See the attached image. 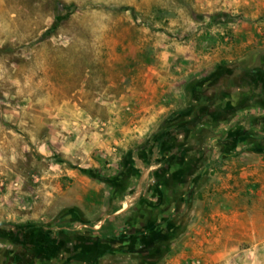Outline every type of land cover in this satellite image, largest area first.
Listing matches in <instances>:
<instances>
[{
  "label": "rangeland",
  "instance_id": "1",
  "mask_svg": "<svg viewBox=\"0 0 264 264\" xmlns=\"http://www.w3.org/2000/svg\"><path fill=\"white\" fill-rule=\"evenodd\" d=\"M261 111L264 0H0V264H264Z\"/></svg>",
  "mask_w": 264,
  "mask_h": 264
},
{
  "label": "flooded vegetation",
  "instance_id": "2",
  "mask_svg": "<svg viewBox=\"0 0 264 264\" xmlns=\"http://www.w3.org/2000/svg\"><path fill=\"white\" fill-rule=\"evenodd\" d=\"M142 228L143 227H141V229ZM34 238H33V242L31 243L28 242V244L25 245L24 248L22 249L19 248V250H16V253L13 254V257L15 258L14 262L16 264H22V263L32 264L38 261L42 257L53 256L54 247L56 246V244H58V241L47 238V236H45L42 233H39L36 237L34 236ZM65 244L69 246L72 252L74 253L80 251V253L84 255L83 259L90 264H94L97 261V259L104 252H106V247H105L106 245L100 244L94 240H83V242L77 241V242H72L71 244L70 243H65ZM97 253H100V256L94 258V256ZM72 257L69 258V260L72 259Z\"/></svg>",
  "mask_w": 264,
  "mask_h": 264
},
{
  "label": "trees",
  "instance_id": "3",
  "mask_svg": "<svg viewBox=\"0 0 264 264\" xmlns=\"http://www.w3.org/2000/svg\"><path fill=\"white\" fill-rule=\"evenodd\" d=\"M60 4H61L60 2H57L56 7H59ZM39 233H42V232L36 231L34 228L25 229L23 227H19L18 231L13 236H10L9 239L12 241V243L15 246L21 245V246L25 247V245H27L28 242H30V243L33 242L34 236L36 237ZM99 256H100V253H97L94 256V258H97Z\"/></svg>",
  "mask_w": 264,
  "mask_h": 264
},
{
  "label": "crops",
  "instance_id": "4",
  "mask_svg": "<svg viewBox=\"0 0 264 264\" xmlns=\"http://www.w3.org/2000/svg\"><path fill=\"white\" fill-rule=\"evenodd\" d=\"M144 116V115H143ZM147 117V116H146ZM254 123H255V128L256 129H260V131H261V134L262 135H264V133H263V129H264V113H263V111H261L259 114H257L256 115V117H254ZM261 135V136H262ZM260 138V137H259ZM258 138V139H259ZM260 140H262V138H260ZM19 248L20 249H22V248H24V246H21V245H17L16 246V249L14 250V251H10V254H9V259H8V262H7V264H10V262L11 263H13V264H16L15 262H14V260H15V258L13 257V254H15L16 253V250H19ZM27 254H29V253H27ZM25 255V254H24ZM23 264V263H22Z\"/></svg>",
  "mask_w": 264,
  "mask_h": 264
}]
</instances>
